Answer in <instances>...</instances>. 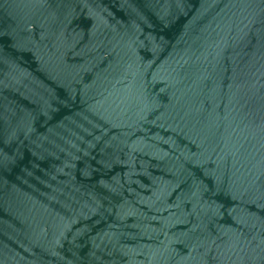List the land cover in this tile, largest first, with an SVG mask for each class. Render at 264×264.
Returning <instances> with one entry per match:
<instances>
[{"label":"water","instance_id":"1","mask_svg":"<svg viewBox=\"0 0 264 264\" xmlns=\"http://www.w3.org/2000/svg\"><path fill=\"white\" fill-rule=\"evenodd\" d=\"M0 264H264V0H0Z\"/></svg>","mask_w":264,"mask_h":264}]
</instances>
